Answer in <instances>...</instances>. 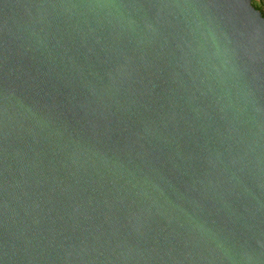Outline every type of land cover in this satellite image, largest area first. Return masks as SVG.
<instances>
[{
	"label": "water",
	"instance_id": "obj_1",
	"mask_svg": "<svg viewBox=\"0 0 264 264\" xmlns=\"http://www.w3.org/2000/svg\"><path fill=\"white\" fill-rule=\"evenodd\" d=\"M0 264H264L252 0H0Z\"/></svg>",
	"mask_w": 264,
	"mask_h": 264
},
{
	"label": "rangeland",
	"instance_id": "obj_2",
	"mask_svg": "<svg viewBox=\"0 0 264 264\" xmlns=\"http://www.w3.org/2000/svg\"><path fill=\"white\" fill-rule=\"evenodd\" d=\"M252 2L260 9L264 10V0H252Z\"/></svg>",
	"mask_w": 264,
	"mask_h": 264
},
{
	"label": "trees",
	"instance_id": "obj_3",
	"mask_svg": "<svg viewBox=\"0 0 264 264\" xmlns=\"http://www.w3.org/2000/svg\"><path fill=\"white\" fill-rule=\"evenodd\" d=\"M253 3V2H252ZM253 5L258 9V10H260L261 11V13L263 14V16H264V10H262V9H260L258 6H256L254 3H253Z\"/></svg>",
	"mask_w": 264,
	"mask_h": 264
}]
</instances>
